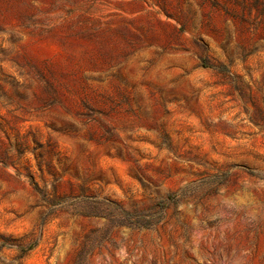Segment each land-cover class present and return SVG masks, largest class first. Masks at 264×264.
<instances>
[{
  "label": "rangeland",
  "instance_id": "rangeland-1",
  "mask_svg": "<svg viewBox=\"0 0 264 264\" xmlns=\"http://www.w3.org/2000/svg\"><path fill=\"white\" fill-rule=\"evenodd\" d=\"M0 264H264V0H0Z\"/></svg>",
  "mask_w": 264,
  "mask_h": 264
}]
</instances>
